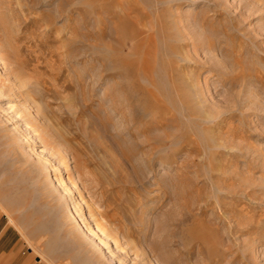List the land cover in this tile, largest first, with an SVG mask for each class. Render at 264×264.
I'll use <instances>...</instances> for the list:
<instances>
[{
	"label": "rangeland",
	"instance_id": "1",
	"mask_svg": "<svg viewBox=\"0 0 264 264\" xmlns=\"http://www.w3.org/2000/svg\"><path fill=\"white\" fill-rule=\"evenodd\" d=\"M0 264H264V0H0Z\"/></svg>",
	"mask_w": 264,
	"mask_h": 264
},
{
	"label": "bare ground",
	"instance_id": "2",
	"mask_svg": "<svg viewBox=\"0 0 264 264\" xmlns=\"http://www.w3.org/2000/svg\"><path fill=\"white\" fill-rule=\"evenodd\" d=\"M80 200V204L86 208V216L88 217V219H90L92 221V224L94 226V229L97 231V233L99 235L102 236V238H107V234L106 232L103 230V228L96 222V220L92 217V215L89 213V210L90 208H88L89 206L87 205V202L85 201V199L83 197H80L79 198Z\"/></svg>",
	"mask_w": 264,
	"mask_h": 264
}]
</instances>
